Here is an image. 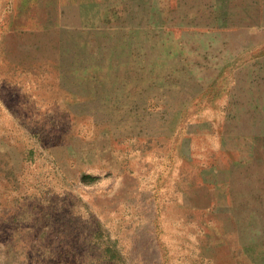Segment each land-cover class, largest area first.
<instances>
[{
	"label": "rangeland",
	"instance_id": "obj_1",
	"mask_svg": "<svg viewBox=\"0 0 264 264\" xmlns=\"http://www.w3.org/2000/svg\"><path fill=\"white\" fill-rule=\"evenodd\" d=\"M0 264H264V0H0Z\"/></svg>",
	"mask_w": 264,
	"mask_h": 264
}]
</instances>
